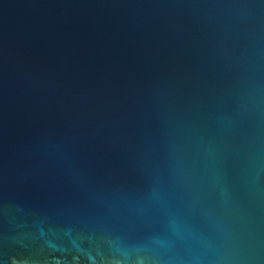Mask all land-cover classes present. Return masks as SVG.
<instances>
[{"label":"water","instance_id":"95a60500","mask_svg":"<svg viewBox=\"0 0 264 264\" xmlns=\"http://www.w3.org/2000/svg\"><path fill=\"white\" fill-rule=\"evenodd\" d=\"M0 264H264V0H0Z\"/></svg>","mask_w":264,"mask_h":264}]
</instances>
